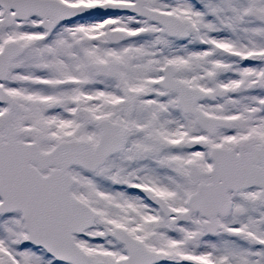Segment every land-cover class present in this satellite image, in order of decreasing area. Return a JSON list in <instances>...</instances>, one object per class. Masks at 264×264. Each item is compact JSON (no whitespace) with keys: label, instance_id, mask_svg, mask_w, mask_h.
<instances>
[{"label":"snow or ice","instance_id":"1","mask_svg":"<svg viewBox=\"0 0 264 264\" xmlns=\"http://www.w3.org/2000/svg\"><path fill=\"white\" fill-rule=\"evenodd\" d=\"M0 264H264V0H0Z\"/></svg>","mask_w":264,"mask_h":264}]
</instances>
